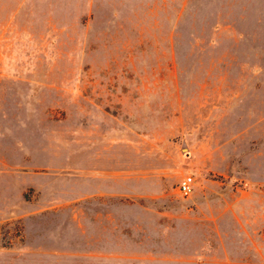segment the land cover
<instances>
[{
    "label": "rangeland",
    "instance_id": "rangeland-1",
    "mask_svg": "<svg viewBox=\"0 0 264 264\" xmlns=\"http://www.w3.org/2000/svg\"><path fill=\"white\" fill-rule=\"evenodd\" d=\"M0 264H264V0H0Z\"/></svg>",
    "mask_w": 264,
    "mask_h": 264
},
{
    "label": "built area",
    "instance_id": "built-area-1",
    "mask_svg": "<svg viewBox=\"0 0 264 264\" xmlns=\"http://www.w3.org/2000/svg\"><path fill=\"white\" fill-rule=\"evenodd\" d=\"M193 188V180L190 176L182 178L177 185V192L180 196L185 197L189 195Z\"/></svg>",
    "mask_w": 264,
    "mask_h": 264
}]
</instances>
